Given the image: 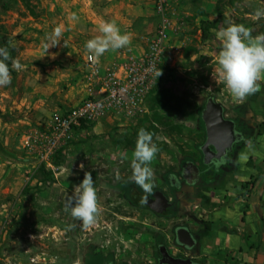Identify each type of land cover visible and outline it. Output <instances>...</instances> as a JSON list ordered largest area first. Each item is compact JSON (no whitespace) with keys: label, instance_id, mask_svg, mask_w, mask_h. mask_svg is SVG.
Wrapping results in <instances>:
<instances>
[{"label":"rangeland","instance_id":"obj_1","mask_svg":"<svg viewBox=\"0 0 264 264\" xmlns=\"http://www.w3.org/2000/svg\"><path fill=\"white\" fill-rule=\"evenodd\" d=\"M44 4L46 0H0V39L9 36L16 42L15 59L23 66L12 72L9 86L0 88V264H85L93 249L114 254L117 264H156L158 238L177 252L175 229L182 224L177 216L152 211L141 196L135 202L129 200L119 188L131 181L138 130L155 133L153 139L160 149L151 163L152 192H170L164 179L167 171H179L187 158L201 164L198 147L206 133L199 110L208 97L224 105L226 117L243 114L252 100L264 106V75L260 91L243 103L236 102L225 85L213 78L216 53L221 49L215 32L233 20L251 28L253 36L264 33V18L253 19L256 9H264V0H169L170 41L160 69L173 68V82L162 95L154 85L133 117L115 114L76 127L51 155L52 166L40 160L38 142L26 146L23 141L28 134L37 136L47 130L55 113L73 105L57 102L62 91L53 90L54 83L47 76L54 73L36 64L40 60H33L35 54L27 48L38 38L28 37L26 18L41 16ZM203 18L215 19L213 37L207 41L201 37ZM158 31L156 16L150 36ZM56 63L68 68L61 61L51 64ZM57 154L60 164L54 162ZM86 171L95 180L102 205L97 224L90 228L65 211L69 195Z\"/></svg>","mask_w":264,"mask_h":264},{"label":"crops","instance_id":"obj_2","mask_svg":"<svg viewBox=\"0 0 264 264\" xmlns=\"http://www.w3.org/2000/svg\"><path fill=\"white\" fill-rule=\"evenodd\" d=\"M43 6L41 16L26 18L28 37L38 38L27 48L35 54L33 60H40L36 64L54 73L47 76L54 83L53 90L62 91L57 102L73 105L95 84L86 79L85 43L101 35V20H114L122 34H132L129 46L99 58L97 69L104 76L115 65L119 68L143 54L145 38L155 30L158 16L154 0H46ZM71 13L77 14L78 21L69 20ZM61 24L60 43L46 52V37ZM56 61L68 68L51 64ZM245 109L232 116L245 123L248 131L233 166L215 181L184 190L172 215L195 237V247L187 255L199 264H264V106L252 100Z\"/></svg>","mask_w":264,"mask_h":264},{"label":"clouds","instance_id":"obj_3","mask_svg":"<svg viewBox=\"0 0 264 264\" xmlns=\"http://www.w3.org/2000/svg\"><path fill=\"white\" fill-rule=\"evenodd\" d=\"M261 18H264V9H256L253 19ZM78 19L76 13H71L69 16V20L78 21ZM226 25H221L215 32L216 38L221 43V49L216 53L217 67L213 78L216 82L225 85L236 102L243 103L249 95L261 89L259 81L264 75V33L253 36L251 28L233 20H227ZM63 31L64 25H57L46 37L47 42L44 44L46 52L50 47L60 43ZM99 32L101 35L85 43L89 58L94 59L95 62H98L106 52L117 51L131 44L132 34L127 32L122 34L114 20H101ZM22 67L19 60L11 57L9 46L0 47V88L11 84L13 69L20 71ZM154 136L155 133L140 128L131 154L130 179L147 193H151L154 188L152 182L154 170L151 163L160 150L154 142ZM122 158L128 159V156L122 154ZM80 167L83 168V165ZM98 191L91 172L86 171L83 180L75 186L68 197L65 211H70L71 217L81 222L84 228L95 226L101 215L102 205Z\"/></svg>","mask_w":264,"mask_h":264},{"label":"built area","instance_id":"obj_4","mask_svg":"<svg viewBox=\"0 0 264 264\" xmlns=\"http://www.w3.org/2000/svg\"><path fill=\"white\" fill-rule=\"evenodd\" d=\"M168 1L154 0L159 16V31L145 38L147 46L141 56L132 57L119 68L115 65L102 76L97 62L89 58V53L86 54V79L95 83L87 87V95L69 110L55 113L47 130L37 136L28 134L23 140L26 146L38 142L40 160L52 166L51 155L83 123H97L105 116L115 114L133 117L141 111L147 93L156 83L160 65L164 62L166 45L170 41L167 30L170 22L166 14Z\"/></svg>","mask_w":264,"mask_h":264},{"label":"water","instance_id":"obj_5","mask_svg":"<svg viewBox=\"0 0 264 264\" xmlns=\"http://www.w3.org/2000/svg\"><path fill=\"white\" fill-rule=\"evenodd\" d=\"M201 117L205 126L206 140L200 148L204 156L203 162L209 164L213 158L221 157L232 147L237 139L236 124L233 119L226 117L224 105L217 101L214 96L206 99L201 111ZM189 166L193 170L187 168ZM190 171H194L195 173L199 171V167L193 161H189L182 171L185 178L188 177L187 174ZM188 181L191 182L190 179ZM146 204L157 213H163L167 207L172 205L162 190H157L153 197L146 200ZM157 241L159 246V254L157 256H161L159 264L192 263V258L190 257H176L171 255L162 238H158ZM175 241L177 244L188 249L196 243L192 232L186 225H180L175 229Z\"/></svg>","mask_w":264,"mask_h":264},{"label":"flooded vegetation","instance_id":"obj_6","mask_svg":"<svg viewBox=\"0 0 264 264\" xmlns=\"http://www.w3.org/2000/svg\"><path fill=\"white\" fill-rule=\"evenodd\" d=\"M228 118L233 119L235 121L237 139L233 143L232 147L225 154H223L221 157L213 158L209 164H205L203 162L204 156H203V153L201 150V153H202L201 164L192 158L187 160L185 163H183L179 176L176 179H173L172 183H170V184L167 183V187L170 190V192H167L163 189H156L152 193L144 194L143 191L139 188V186H137L131 192L132 197L134 199L133 201L135 202V198H137L138 196H141V198H143V203L147 207H149L146 204V200L148 198L153 197L154 193L157 190H162L166 194V196L169 198V201L172 203V205L167 207V209L163 213H160V214L173 215L176 212L175 211V205L180 200V197L184 193V190L189 191L190 189H192L196 185H199V184H202V183H205L208 181H215L217 178L220 177V175H222L224 173L225 170L231 168L234 164V160H235L237 151L239 150V148L243 145V143L247 139L248 131H247V126L245 123H242L233 117H228ZM205 133H206V131H205ZM205 140H206V136H205ZM205 140H204V142H205ZM211 147L214 149L213 146H211ZM189 161H193L194 163H196L197 166L199 167V171H198V173H195L194 171H190L187 174L188 177L185 178L182 171H183L184 167L187 166ZM187 168H190L191 170H193V168H191L190 166ZM189 179L191 180V182L188 181ZM152 211H154V210H152ZM155 213H157V212H155ZM163 241L165 243L164 239H163ZM177 245H178V247H177L178 251L175 253L173 251H171L168 248V246L166 245L169 253L171 255L176 256V257H188L187 253L195 247V244L190 249H188V248H186L180 244H177ZM157 248H159L158 241H157ZM157 254H159V250L155 254L156 264H159V259L161 258V256L158 257ZM85 264H117V262L115 260L114 254H112V253L103 254L99 250L93 249L88 253L87 260H86ZM119 264H132V263L120 262ZM134 264H140V263H134ZM191 264H199V262L195 258H192Z\"/></svg>","mask_w":264,"mask_h":264},{"label":"trees","instance_id":"obj_7","mask_svg":"<svg viewBox=\"0 0 264 264\" xmlns=\"http://www.w3.org/2000/svg\"><path fill=\"white\" fill-rule=\"evenodd\" d=\"M214 27H215V19L203 18L200 20V28H201V32H202L201 37H202L203 41H207L213 37L212 29ZM4 46H9V51H10L11 57L13 59H15L17 57V53H18L17 49L18 48H17V45L12 41L11 37L4 36L0 39V47H4ZM9 66L11 67L10 61H9ZM173 71H174V69L171 67H167V66L161 67V69L159 71V73L161 72V75H159V73H158L156 84L154 86V90L156 91L157 94L162 95L166 91L167 86L173 82V79H174ZM12 72H15V70L13 69ZM202 108L199 110V114H200V121H201V123L205 129L204 122H203L202 117H201ZM0 113H1V111H0ZM82 126H87V124L83 123ZM200 146L198 148H199V151L201 152ZM59 156H60L59 154L56 155V158L54 159L55 164H60ZM189 159H191V158H187L185 161H183V163H185ZM180 172H181V169L179 171H173V170L167 171L165 173V176H164L165 182L169 183V184L172 183V180L176 179L179 176ZM43 173H44V176H47L45 167L43 169ZM119 186H120L119 188L121 190H123L125 196L129 200L133 201L134 199L132 197L131 192L138 185L132 181H130V182L128 181V182H123Z\"/></svg>","mask_w":264,"mask_h":264}]
</instances>
